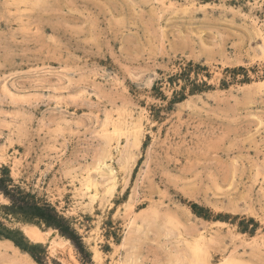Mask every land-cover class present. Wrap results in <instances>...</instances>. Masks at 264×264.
<instances>
[{"label":"rangeland","instance_id":"obj_1","mask_svg":"<svg viewBox=\"0 0 264 264\" xmlns=\"http://www.w3.org/2000/svg\"><path fill=\"white\" fill-rule=\"evenodd\" d=\"M0 178L86 250L0 264H264V0H0Z\"/></svg>","mask_w":264,"mask_h":264},{"label":"trees","instance_id":"obj_2","mask_svg":"<svg viewBox=\"0 0 264 264\" xmlns=\"http://www.w3.org/2000/svg\"><path fill=\"white\" fill-rule=\"evenodd\" d=\"M6 181L10 182L11 180L9 178H0V191L11 201L9 210L19 213L30 220H38L44 223L46 227L57 230L63 237L72 241L81 254L86 253L81 237L78 236L69 221L63 218L55 208L50 204H39L34 201L31 195L24 194L19 188L9 189L8 186H5ZM6 237L12 240L16 246L30 251L32 256L38 259L32 253L36 247H27L22 240L14 238L11 234H8Z\"/></svg>","mask_w":264,"mask_h":264},{"label":"bare ground","instance_id":"obj_3","mask_svg":"<svg viewBox=\"0 0 264 264\" xmlns=\"http://www.w3.org/2000/svg\"><path fill=\"white\" fill-rule=\"evenodd\" d=\"M28 233V232H27ZM45 232L41 231L40 229H32L30 231V235L35 238V239H42L45 235H44ZM49 234L50 236H53V235H56L58 234V232L56 230H53V229H50L49 232L47 233Z\"/></svg>","mask_w":264,"mask_h":264}]
</instances>
